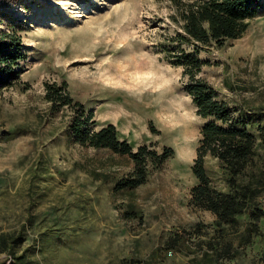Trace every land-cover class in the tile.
Returning <instances> with one entry per match:
<instances>
[{"label": "rangeland", "instance_id": "1", "mask_svg": "<svg viewBox=\"0 0 264 264\" xmlns=\"http://www.w3.org/2000/svg\"><path fill=\"white\" fill-rule=\"evenodd\" d=\"M172 11L170 0H0V30L16 32L25 54L19 80L0 90V264H263L264 234L217 262L207 247L215 216L189 204L209 119L197 115L182 68L164 57L161 44L177 30ZM198 58L200 76L236 114L264 106V0L241 38ZM63 82L92 114V130L112 124L133 151L170 147L173 156L141 186L116 191L134 164L74 141L69 108L52 112L44 99L46 83ZM251 132L264 138L257 123ZM205 164L225 191L217 160ZM248 173L264 184V143ZM239 221V233L227 231L234 246ZM184 231L189 238L169 251L168 239Z\"/></svg>", "mask_w": 264, "mask_h": 264}, {"label": "trees", "instance_id": "2", "mask_svg": "<svg viewBox=\"0 0 264 264\" xmlns=\"http://www.w3.org/2000/svg\"><path fill=\"white\" fill-rule=\"evenodd\" d=\"M170 3L173 13L169 18L177 30L173 37L165 38L161 44L164 57L173 66L182 68L187 79L185 89L196 105L197 115L209 119L201 128L196 158L191 165L197 183L190 189L189 204L215 216L217 232L207 242V247L216 261L233 260L241 247L253 244L264 234V208L258 203L264 184L257 175L248 173L258 155V147L264 143L263 136L258 140L251 132L257 123L258 130L264 133V106L242 108L240 114H236L237 110L200 76L205 63L198 54L206 47L221 48L227 41L241 38L261 0H170ZM189 45L192 49L187 48ZM24 58L21 37L14 31L0 30V90L19 80L23 72L17 68ZM44 99L50 103L52 112L69 108L72 113L69 129L76 143L130 157L133 170L127 178L117 182L116 191L141 186L151 170H159L173 156L170 147H163L159 152L144 145L133 151L132 145L120 139L112 124L92 130V114L71 97L66 82L60 85L46 83ZM208 157L217 160L226 184L225 191L212 184L205 164ZM132 213L130 210V217L135 215ZM240 219L245 220L246 226L238 234V243L234 246L227 231L231 228L238 232L236 226ZM189 236L190 233L185 231L175 232L168 239L167 248L176 251ZM152 256L155 258L156 255ZM261 259L264 264V255Z\"/></svg>", "mask_w": 264, "mask_h": 264}, {"label": "bare ground", "instance_id": "3", "mask_svg": "<svg viewBox=\"0 0 264 264\" xmlns=\"http://www.w3.org/2000/svg\"><path fill=\"white\" fill-rule=\"evenodd\" d=\"M72 9V8H71ZM79 14L77 15V18H84L85 17V14H84V10L83 9H81L79 12H78ZM157 70V69H156ZM161 73V72H160ZM135 75L137 76V77H140V76H143V77H141V78H143L144 80L145 79H149V78H151V75H152V71H148V72H143L142 74H140V72H135ZM132 76V75H131ZM130 76V77H131ZM163 76V75H162Z\"/></svg>", "mask_w": 264, "mask_h": 264}, {"label": "built area", "instance_id": "4", "mask_svg": "<svg viewBox=\"0 0 264 264\" xmlns=\"http://www.w3.org/2000/svg\"><path fill=\"white\" fill-rule=\"evenodd\" d=\"M171 253V252H170Z\"/></svg>", "mask_w": 264, "mask_h": 264}]
</instances>
